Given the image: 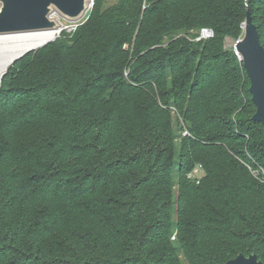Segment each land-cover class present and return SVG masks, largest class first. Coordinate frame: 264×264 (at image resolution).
<instances>
[{
    "label": "trees",
    "instance_id": "obj_1",
    "mask_svg": "<svg viewBox=\"0 0 264 264\" xmlns=\"http://www.w3.org/2000/svg\"><path fill=\"white\" fill-rule=\"evenodd\" d=\"M247 9L264 47V0H93L7 68L0 264L264 262V127L226 47Z\"/></svg>",
    "mask_w": 264,
    "mask_h": 264
},
{
    "label": "water",
    "instance_id": "obj_2",
    "mask_svg": "<svg viewBox=\"0 0 264 264\" xmlns=\"http://www.w3.org/2000/svg\"><path fill=\"white\" fill-rule=\"evenodd\" d=\"M90 1L0 0V34L52 28L55 26V22L49 19L52 7L73 19L81 17L89 9ZM233 49L240 57L249 80V93L255 106L252 119L264 127V47L260 43L257 27L252 22L248 9L243 22L242 37L234 42ZM20 57L14 59L10 65ZM224 264H264V262L259 260L255 253H250L247 256L238 254Z\"/></svg>",
    "mask_w": 264,
    "mask_h": 264
},
{
    "label": "bare ground",
    "instance_id": "obj_3",
    "mask_svg": "<svg viewBox=\"0 0 264 264\" xmlns=\"http://www.w3.org/2000/svg\"><path fill=\"white\" fill-rule=\"evenodd\" d=\"M49 19L55 22V26L49 29L0 34V78L14 59L43 46L60 34L62 25L57 17L50 15Z\"/></svg>",
    "mask_w": 264,
    "mask_h": 264
},
{
    "label": "rangeland",
    "instance_id": "obj_4",
    "mask_svg": "<svg viewBox=\"0 0 264 264\" xmlns=\"http://www.w3.org/2000/svg\"><path fill=\"white\" fill-rule=\"evenodd\" d=\"M110 1L111 0H109V2ZM89 12H90V9L88 11H86L81 17L72 19V18H68V17L64 16L55 7H52L50 15H54L55 18L57 17L60 25H62V30H61L62 33L60 32V34L56 37L57 39L55 38L56 40L55 39L54 40L59 41V40H65V39L70 38L73 34H75V32L80 27V25L83 24L84 22H86V20L88 19ZM241 37H242V35H241ZM49 42H51V41H49ZM234 42L235 41L233 39L227 38L226 39V47L227 48H233ZM36 49H38V48H36ZM36 49H34V50H36ZM35 135H36V133L32 129V130H29L26 133H24L23 138H27L29 140H32V138H34ZM195 168H197V170L195 171L196 175L202 176V174H204V171L200 165H196L194 167V169Z\"/></svg>",
    "mask_w": 264,
    "mask_h": 264
},
{
    "label": "built area",
    "instance_id": "obj_5",
    "mask_svg": "<svg viewBox=\"0 0 264 264\" xmlns=\"http://www.w3.org/2000/svg\"><path fill=\"white\" fill-rule=\"evenodd\" d=\"M92 4H93V0H91L90 1V5H89V9L91 8V6H92ZM88 9V10H89ZM87 10V11H88ZM213 36V32H212V30L211 29H209V28H202L200 31H199V33H198V35L195 37V40H201V39H206V38H210V37H212ZM185 133V132H184ZM197 170V168H193V170L188 174V177L189 178H191V179H195L197 182H198V179L201 177V176H198V175H196L195 174V171ZM263 171V170H262ZM255 171H253V174L255 175ZM203 175V174H202Z\"/></svg>",
    "mask_w": 264,
    "mask_h": 264
}]
</instances>
